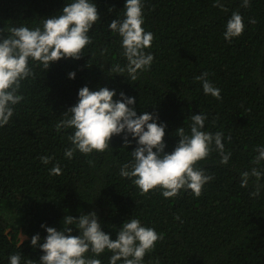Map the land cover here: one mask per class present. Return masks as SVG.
Wrapping results in <instances>:
<instances>
[{
    "label": "trees",
    "instance_id": "1",
    "mask_svg": "<svg viewBox=\"0 0 264 264\" xmlns=\"http://www.w3.org/2000/svg\"><path fill=\"white\" fill-rule=\"evenodd\" d=\"M68 2L0 0V35H8L10 26H38ZM93 2L100 21L90 30L93 42L85 54L79 60L62 58L47 71L35 67L36 78L22 82L25 99L0 127V264H9L15 253H21V264H39L43 252L31 246V237L39 233L44 242L47 232L41 224L60 230L65 215L79 217L91 211L113 239L130 216L164 234L143 264H264V177L258 197L250 196L255 177L247 188L240 185L241 172L254 166L264 171V161L252 164L258 154L254 149L264 146V0H250L248 8L241 6L242 0H220L226 12L213 7L215 0H143V27L155 36L146 51L154 55V62L133 82L108 73L111 65H126L121 38L108 28L113 19L123 17L126 0ZM233 11L241 13L245 28L229 43L223 33ZM73 71L71 79L68 73ZM202 72L221 89L222 99L204 94L201 82L194 79ZM85 85L90 90L115 89V98L123 91L136 98L138 115L158 114L157 122L166 124L169 153L179 140L176 129L190 131V116L202 111L208 116L204 130L224 133L225 151L232 153L229 163L221 164L213 151L198 163L214 175L203 194L195 197L182 190L178 197L166 199L159 190L142 196L131 179L120 176L136 146L133 140L121 147L122 135L113 136L103 153L85 156L77 151L67 159V135L73 130L57 133L55 125L78 102V91ZM41 156L54 160L45 165ZM57 161L62 174L49 175ZM69 227L73 235L79 234L74 225ZM20 232L26 236L23 241ZM110 255L105 251L99 257L102 264H109Z\"/></svg>",
    "mask_w": 264,
    "mask_h": 264
},
{
    "label": "clouds",
    "instance_id": "2",
    "mask_svg": "<svg viewBox=\"0 0 264 264\" xmlns=\"http://www.w3.org/2000/svg\"><path fill=\"white\" fill-rule=\"evenodd\" d=\"M241 6L248 8L250 0H242ZM213 7L228 11L220 0H215ZM143 8V0H126L123 17L113 19L108 25L110 31L121 38V55L126 60L124 67L119 63L111 65L109 75L111 72L122 74L133 82L142 73L150 71L154 55L146 49L152 47L155 36L143 27ZM98 21L100 14L93 0H71L65 3L58 15L43 18L38 26H10L8 35H0V127L9 123L15 114V106L25 99L21 92L22 82L29 77L36 78L34 68L42 66L47 71L52 63L62 58L79 60L85 54L84 49L93 42L89 33ZM250 23L255 24V19L250 18ZM244 28L243 16L239 11H233L227 20L224 38L230 43L243 34ZM68 75L74 79L76 73L73 71ZM208 76V72H202L194 79L201 82L206 96L222 99L221 89L215 87ZM115 97L117 91L107 86L90 90L85 85L79 89L78 102L64 111L63 119L55 125L57 133L73 130L67 135L71 145L64 150L67 159H73L77 151L85 156L93 152L103 153L111 147L113 136L122 135L121 147L127 148L133 140L136 146L130 152L132 159L121 166L120 176L131 179L140 195L159 190L166 199L178 197L182 190L191 191L195 197L203 194L205 184L212 181L214 175L208 174L198 163L213 151L219 154L221 164L229 163L232 153L225 151L224 133L204 130L208 116L202 111L190 116V131L183 126L176 129L179 140L169 153L165 151L166 124L157 122L158 114L145 111L138 115L136 98L123 91L119 92V98ZM227 139L231 141V136ZM254 151L258 154L253 157L252 164L261 165L264 146H257ZM39 159L47 165L54 157L41 156ZM89 164L93 161L89 160ZM61 174L62 168L57 161L49 175ZM251 177H255V190L250 192V196L258 197L259 181L264 177V171L254 166L250 171L241 172V187L247 188ZM175 219L180 220L179 215ZM69 225H74L79 234L73 235V228ZM41 227L47 232L44 242L40 243L39 233L31 237V246H38L43 252L39 264H102L99 257L105 251L111 253L109 264H143L145 255L164 239L163 233L131 216L122 223L113 239L102 230L95 211L81 213L79 217L65 215L60 230L45 224ZM25 238L22 237V241ZM9 264H21V253L11 254ZM25 264L31 262L26 261Z\"/></svg>",
    "mask_w": 264,
    "mask_h": 264
},
{
    "label": "rangeland",
    "instance_id": "3",
    "mask_svg": "<svg viewBox=\"0 0 264 264\" xmlns=\"http://www.w3.org/2000/svg\"><path fill=\"white\" fill-rule=\"evenodd\" d=\"M19 237H20V239H21V240H22V237H24V238H25V235H24V233L20 232V233H19Z\"/></svg>",
    "mask_w": 264,
    "mask_h": 264
}]
</instances>
